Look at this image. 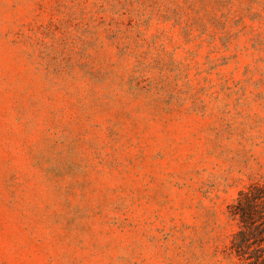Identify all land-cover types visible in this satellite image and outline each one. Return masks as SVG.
<instances>
[{
  "label": "rangeland",
  "instance_id": "obj_1",
  "mask_svg": "<svg viewBox=\"0 0 264 264\" xmlns=\"http://www.w3.org/2000/svg\"><path fill=\"white\" fill-rule=\"evenodd\" d=\"M264 183V0H0V264H246Z\"/></svg>",
  "mask_w": 264,
  "mask_h": 264
},
{
  "label": "trees",
  "instance_id": "obj_2",
  "mask_svg": "<svg viewBox=\"0 0 264 264\" xmlns=\"http://www.w3.org/2000/svg\"><path fill=\"white\" fill-rule=\"evenodd\" d=\"M231 213L240 223L232 240L233 253L246 264H264V183L241 190Z\"/></svg>",
  "mask_w": 264,
  "mask_h": 264
}]
</instances>
